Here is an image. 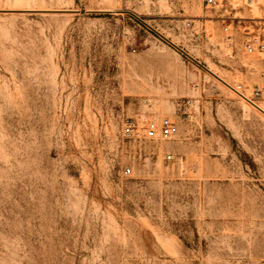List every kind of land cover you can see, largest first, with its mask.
<instances>
[{
    "label": "rangeland",
    "instance_id": "1",
    "mask_svg": "<svg viewBox=\"0 0 264 264\" xmlns=\"http://www.w3.org/2000/svg\"><path fill=\"white\" fill-rule=\"evenodd\" d=\"M219 1L0 0V264L264 261V0Z\"/></svg>",
    "mask_w": 264,
    "mask_h": 264
},
{
    "label": "built area",
    "instance_id": "2",
    "mask_svg": "<svg viewBox=\"0 0 264 264\" xmlns=\"http://www.w3.org/2000/svg\"><path fill=\"white\" fill-rule=\"evenodd\" d=\"M205 2L206 6L210 8H215L220 4L219 0H205ZM244 47L249 54L255 52L264 54V35L249 37L246 40ZM234 90L243 100L253 105H257L255 100L261 96L260 89H254L251 96L247 95L242 84H238ZM142 129L144 137L148 139H171L178 134V126L176 122L168 117L163 118L159 124L154 121H149ZM123 134L127 137L139 136L140 133L137 130L136 123L132 119L128 118L124 121ZM168 158L170 159L171 156L169 155ZM127 172H130V170H127ZM260 264H264V261Z\"/></svg>",
    "mask_w": 264,
    "mask_h": 264
},
{
    "label": "bare ground",
    "instance_id": "3",
    "mask_svg": "<svg viewBox=\"0 0 264 264\" xmlns=\"http://www.w3.org/2000/svg\"><path fill=\"white\" fill-rule=\"evenodd\" d=\"M221 78V77H220ZM225 81V80H224ZM227 83V82H226ZM257 104V103H256ZM251 105H253V104H251ZM254 107H256L258 110H260V111H262V112H264V106H262V105H260V104H257V105H253ZM259 112V111H258ZM257 114H259V113H257ZM260 115H262V114H260Z\"/></svg>",
    "mask_w": 264,
    "mask_h": 264
}]
</instances>
